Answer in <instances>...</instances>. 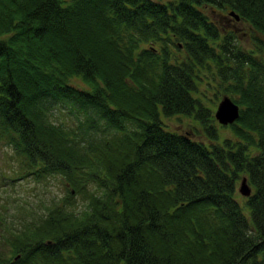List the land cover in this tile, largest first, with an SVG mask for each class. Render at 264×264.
<instances>
[{"label": "trees", "instance_id": "16d2710c", "mask_svg": "<svg viewBox=\"0 0 264 264\" xmlns=\"http://www.w3.org/2000/svg\"><path fill=\"white\" fill-rule=\"evenodd\" d=\"M203 69L235 94V135L194 95ZM61 104L105 133L54 123ZM176 115L206 137L169 129ZM0 141L21 178L66 187L40 217L4 218L0 264H264V0H0Z\"/></svg>", "mask_w": 264, "mask_h": 264}, {"label": "rangeland", "instance_id": "374dc122", "mask_svg": "<svg viewBox=\"0 0 264 264\" xmlns=\"http://www.w3.org/2000/svg\"><path fill=\"white\" fill-rule=\"evenodd\" d=\"M238 36L242 48H254L251 36L241 34H238ZM256 56H259V54H256ZM200 77L198 88L194 94L195 97H200L205 106L211 107V114L215 119L214 123L219 127L222 136L235 135L230 125H222V127L215 118V111L223 95L228 94L233 98L235 94L225 93L220 80L216 76L214 79L212 73L206 72L204 69L200 72ZM72 83L86 89L89 88L80 78H74ZM48 114L54 123L73 127L79 134L85 135L86 138L94 136V132L95 135L105 133L103 131L106 126L104 120L93 113L75 109L71 105H55L50 107ZM163 120L171 130L189 133L194 139L206 137L203 126L193 117L176 115L171 118L163 117ZM95 122L98 125L97 129L87 126ZM23 172L13 149L0 141V224L2 225L4 218L17 222V218L21 217H24L23 220L28 221L34 217H40L54 200L58 201L66 192L65 179L61 176L35 180L31 176L21 178ZM14 178L18 179L15 180ZM241 180L237 184V196L240 199L245 198L239 192ZM6 248V246L0 244V252L5 251Z\"/></svg>", "mask_w": 264, "mask_h": 264}, {"label": "water", "instance_id": "95a60500", "mask_svg": "<svg viewBox=\"0 0 264 264\" xmlns=\"http://www.w3.org/2000/svg\"><path fill=\"white\" fill-rule=\"evenodd\" d=\"M239 19V15L231 11ZM240 117V106L229 96L223 95L215 111V118L221 125H229L234 123ZM239 192L245 197L252 194V187L248 184L247 178L243 177L239 186Z\"/></svg>", "mask_w": 264, "mask_h": 264}, {"label": "flooded vegetation", "instance_id": "af4514ba", "mask_svg": "<svg viewBox=\"0 0 264 264\" xmlns=\"http://www.w3.org/2000/svg\"><path fill=\"white\" fill-rule=\"evenodd\" d=\"M226 21V29L236 32L237 34H241L243 36H248V26L242 25L243 22L236 20V18L228 15ZM237 23H241L240 25Z\"/></svg>", "mask_w": 264, "mask_h": 264}]
</instances>
